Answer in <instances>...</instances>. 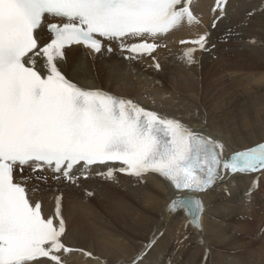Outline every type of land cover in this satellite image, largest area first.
Segmentation results:
<instances>
[{
	"label": "snow or ice",
	"instance_id": "1",
	"mask_svg": "<svg viewBox=\"0 0 264 264\" xmlns=\"http://www.w3.org/2000/svg\"><path fill=\"white\" fill-rule=\"evenodd\" d=\"M224 2L216 0L221 15ZM191 5L192 0H0V264H35L42 257L66 264L61 254L92 255L63 243L61 197H55V215L45 216L41 202L30 199L29 177L16 178L18 167L21 172L30 168L33 175L47 168L61 174L53 179L70 183H76L73 171L81 164L83 175L89 166L120 162L118 169L97 173L107 179H114L115 171L141 181L159 174L175 190L167 211H183L185 228L191 224L198 231L204 211L200 194L226 176L257 174L245 192L251 199L258 174L264 173V142L225 157L218 139L132 99L83 87L60 67L71 45L101 53L100 37L117 42L121 54L128 53L125 59L151 56L159 69L152 54L162 45L156 41L185 23H199ZM45 26L50 39L41 47L39 32ZM207 42V33L181 40L193 45L184 48L181 58L195 63V51L206 50ZM107 51H113L110 45ZM222 190L229 192L227 185Z\"/></svg>",
	"mask_w": 264,
	"mask_h": 264
},
{
	"label": "bare ground",
	"instance_id": "2",
	"mask_svg": "<svg viewBox=\"0 0 264 264\" xmlns=\"http://www.w3.org/2000/svg\"><path fill=\"white\" fill-rule=\"evenodd\" d=\"M237 2V11L242 12L245 3L243 0ZM262 2L251 5L252 17L257 13L254 18L237 22L245 38L238 43H230L234 48L225 53L221 49L215 61L195 52L196 62L193 64L180 59L177 66L161 64L159 69L136 67L137 79H131L134 86L139 85L142 95L149 97L147 101L140 98L141 101L158 104L170 117L192 130L218 139L225 145L223 153L226 157L264 142ZM201 33L197 29L177 34L166 42L174 51H182L186 47L177 46L178 40L193 39ZM251 39L254 42L248 44ZM73 59L69 58L71 65L68 66L60 63L64 73L81 78L87 87L134 98L133 91L122 84L126 75L119 76L114 65L107 64L108 59ZM144 62L149 64L147 60ZM126 83L130 85L129 80ZM248 89L254 92L247 94ZM211 92L214 93L211 95ZM254 114L257 115L256 120H250ZM110 167L118 169L120 166ZM106 171L107 168L101 172ZM113 175L114 179L108 183L102 181L104 176L98 174L84 182V185L99 191V196H89L83 189L75 194L74 203L61 202L66 227L63 243L97 256L94 260L74 251L62 256L66 264H132L141 253L143 255L137 264H261L262 258L264 260V199H259L261 192L258 194L256 190L250 200L245 197L257 174L226 176L211 190L201 194L204 211L199 231L191 224L185 228L183 211L175 214L167 211L175 191L163 178L147 174L141 181L119 171ZM258 175L257 189L264 191V173ZM225 185L229 188L227 193L222 190ZM254 222L259 227L255 237L260 239L249 242V225ZM154 237L151 247L145 248ZM177 241L181 249H176ZM35 264L52 263L40 260Z\"/></svg>",
	"mask_w": 264,
	"mask_h": 264
},
{
	"label": "rangeland",
	"instance_id": "3",
	"mask_svg": "<svg viewBox=\"0 0 264 264\" xmlns=\"http://www.w3.org/2000/svg\"><path fill=\"white\" fill-rule=\"evenodd\" d=\"M261 5H264V0H263V2L261 3ZM256 15H257V13H256ZM255 15V16H256ZM254 16V17H255ZM254 17H252V18H254ZM252 39L251 40H249V41H247V43L248 44H250V43H252ZM235 43H238L237 41L235 42ZM234 48V46L233 45H229L228 44V47L226 48V49H223V53H225L224 51H227V50H229V49H233ZM230 55H233V53H231ZM62 63H64V62H62ZM197 64V63H196ZM187 67H191V66H187ZM192 69H193V67H191ZM67 77H69V78H71V79H73L74 81H76V82H78V83H80V84H82V82H81V78H76V77H71V76H69L68 74H66V73H64ZM251 77H253V74H252V76ZM169 79V78H168ZM130 81V80H129ZM132 81V80H131ZM134 82L136 83V81L134 80ZM177 82L178 83H180L181 81H178L177 80ZM131 86L133 85V84H130ZM121 87V86H120ZM122 88V90H125V87L123 86V87H121ZM254 92V90H250V89H248L247 91H246V93L247 94H252ZM214 92H211V95L213 94ZM175 96H178V95H176V93H175ZM145 99H149V97L148 96H145ZM244 102H246V101H244ZM251 114V113H250ZM256 118H257V115L256 114H254V115H251V118H250V120H252V119H254V120H256ZM203 120H205V119H203ZM264 187V186H263ZM257 190V193L259 194V192H261L258 196H260L259 198H263V193H264V191H263V189H256ZM261 190V191H260ZM99 192V191H98ZM261 198V199H262ZM260 213H262V211L260 212ZM258 216H260V214H258ZM242 219V218H241ZM245 219V218H244ZM259 224V223H258ZM251 225H252V227H251ZM251 225H249V227H250V234H249V236H250V239H252L253 240V238H256L257 237V233H259V227H258V225H256L255 226V222H254V224H251ZM258 227V228H257ZM257 229V230H256ZM253 230H255V231H253ZM257 231V232H256ZM256 236V237H255ZM246 241V240H245ZM249 242H251V240L249 241ZM252 242H254V240L252 241ZM255 243H257V242H255ZM89 245H93V243L92 242H89ZM233 253V252H232ZM86 258H90V259H97V256H89V257H86Z\"/></svg>",
	"mask_w": 264,
	"mask_h": 264
}]
</instances>
